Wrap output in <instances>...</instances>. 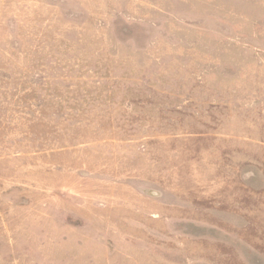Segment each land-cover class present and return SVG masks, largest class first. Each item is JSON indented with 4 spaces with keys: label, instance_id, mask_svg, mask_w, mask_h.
<instances>
[{
    "label": "rangeland",
    "instance_id": "rangeland-1",
    "mask_svg": "<svg viewBox=\"0 0 264 264\" xmlns=\"http://www.w3.org/2000/svg\"><path fill=\"white\" fill-rule=\"evenodd\" d=\"M0 264H264V0H0Z\"/></svg>",
    "mask_w": 264,
    "mask_h": 264
}]
</instances>
